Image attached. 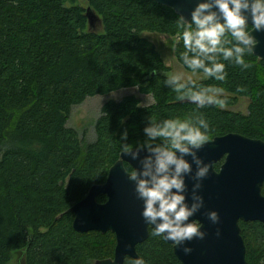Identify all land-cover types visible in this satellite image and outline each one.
I'll use <instances>...</instances> for the list:
<instances>
[{
	"label": "trees",
	"instance_id": "1",
	"mask_svg": "<svg viewBox=\"0 0 264 264\" xmlns=\"http://www.w3.org/2000/svg\"><path fill=\"white\" fill-rule=\"evenodd\" d=\"M87 5L101 18L96 31L88 29ZM142 30L174 36L173 55L192 70L181 58L179 15L154 0H0V264H11L13 250L17 264H93L112 256L114 232L75 230L70 206L92 183L104 181L124 143L135 147L147 139L149 121L201 117L209 138L235 131L264 139V59L245 53L251 65L245 69L218 56L225 65L223 81L206 75L180 80L194 82V90H223L219 98H226V106L199 107L177 99L166 84L168 66ZM133 85L152 101L141 104L135 94L108 98L95 120L94 139L84 140L67 125L72 104ZM240 96L247 98L244 110L231 107ZM238 224L246 261L264 260V222ZM151 233L149 228L136 243L139 258L181 264L171 244ZM134 259L126 256L123 264Z\"/></svg>",
	"mask_w": 264,
	"mask_h": 264
},
{
	"label": "clouds",
	"instance_id": "2",
	"mask_svg": "<svg viewBox=\"0 0 264 264\" xmlns=\"http://www.w3.org/2000/svg\"><path fill=\"white\" fill-rule=\"evenodd\" d=\"M190 16L188 22L180 16L185 49L181 58L188 68L202 70L206 76L223 81L226 76L225 65L219 62L218 56L242 68L251 67L245 62L244 55L251 54L258 41L247 30L248 18L250 16L253 30L264 31V0H204L196 5ZM227 35L232 39H226ZM180 80L179 75L166 80V84L178 93V100L188 99L199 107L226 106V98H219L222 89L202 87L194 90V87L189 86L194 85V82L185 84ZM208 130V122L201 117L195 121H149L143 129L147 139L134 148L124 143L122 149V153L133 160L139 158L141 151L147 153L139 159L141 167L128 174L129 180L134 182L136 198L143 202L141 216L147 225H154L153 236H161L175 247L181 246L185 254L192 251L189 247H183L186 241L202 240L206 235L201 231L200 221H189V218L203 207V197L198 195L197 190L202 187L201 181L208 176L212 167L211 163H204L197 155V151L209 142ZM121 140H127V131L121 134ZM186 156H190L196 166L194 174ZM185 176L195 181L190 205L184 194ZM206 215L213 224L219 222L216 211H209ZM216 234L219 235V230ZM132 264H145V261L138 258Z\"/></svg>",
	"mask_w": 264,
	"mask_h": 264
},
{
	"label": "water",
	"instance_id": "3",
	"mask_svg": "<svg viewBox=\"0 0 264 264\" xmlns=\"http://www.w3.org/2000/svg\"><path fill=\"white\" fill-rule=\"evenodd\" d=\"M171 8L176 14L183 16L185 22L191 19L190 13L204 0H154ZM214 11L216 9H213ZM88 29L101 28L98 13L87 5L84 11ZM221 22H223L221 20ZM249 16L247 30L258 41L253 54L264 59V31L253 30ZM153 72V71H152ZM151 72V73H152ZM188 100V99H184ZM134 148V147H133ZM146 152L141 151L139 158L133 160L124 155L122 150L108 167L104 181L92 183L85 195L75 201L70 210L73 213L72 226L77 231L111 230L115 234V246L112 256L96 258L93 264H123L126 256L139 258L136 243L143 240L148 227L141 216L143 202L136 198L134 182L128 174L141 167L139 159ZM197 155L204 163H211L208 176L201 181L202 187L197 190L203 197V207L191 220H199L205 232L204 239L186 241L183 247L192 251L185 254L181 246L175 247L171 241L172 252L181 264H250L244 258V245L238 220H259L264 222V194L260 185L264 180V139L249 137L235 131H227L209 138ZM185 159L192 165V173L196 166L190 156ZM217 168L213 163L217 162ZM131 166L128 170L124 164ZM190 176H185L186 202L191 204L192 185ZM105 199L97 200L98 194ZM216 211L219 222L213 224L206 213ZM219 230V235H217ZM257 264H264V260Z\"/></svg>",
	"mask_w": 264,
	"mask_h": 264
},
{
	"label": "rangeland",
	"instance_id": "4",
	"mask_svg": "<svg viewBox=\"0 0 264 264\" xmlns=\"http://www.w3.org/2000/svg\"><path fill=\"white\" fill-rule=\"evenodd\" d=\"M84 3V0H80ZM140 35L151 40L160 53V56L168 66L167 74L171 77L179 75L181 80L186 79H200L205 77L202 71H193L185 69L175 58L172 52V43L175 40L174 36L167 33L155 32V31H140ZM126 94H135L139 97L141 104H147L152 101L149 93L139 91L137 85L125 86L114 89L110 92L103 94H94L86 96L81 102L72 104L69 117L67 119V125L74 127L79 136L84 140H92L95 138V120L101 112V106L108 98L119 99ZM247 98L244 96L238 97L236 103L231 107L244 110ZM18 257L17 250H13L11 255V264H17L16 259Z\"/></svg>",
	"mask_w": 264,
	"mask_h": 264
},
{
	"label": "flooded vegetation",
	"instance_id": "5",
	"mask_svg": "<svg viewBox=\"0 0 264 264\" xmlns=\"http://www.w3.org/2000/svg\"><path fill=\"white\" fill-rule=\"evenodd\" d=\"M149 228H152V227H148V230H149Z\"/></svg>",
	"mask_w": 264,
	"mask_h": 264
}]
</instances>
